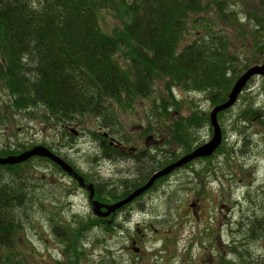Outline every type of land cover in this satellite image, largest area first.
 I'll use <instances>...</instances> for the list:
<instances>
[{
    "label": "rangeland",
    "instance_id": "374dc122",
    "mask_svg": "<svg viewBox=\"0 0 264 264\" xmlns=\"http://www.w3.org/2000/svg\"><path fill=\"white\" fill-rule=\"evenodd\" d=\"M102 1L97 10L100 30L111 35L122 26L121 17L114 4ZM111 1L123 8L140 0ZM219 1L217 5L202 0L204 11L188 20L180 48L202 38L223 47L234 58V71L229 74L235 83L264 61V0ZM244 88L236 104L218 120L220 152L160 178L107 218L95 216L88 193L48 160L33 157L15 169H1L2 180L17 184L27 195L16 212L20 224L13 249L16 257L23 264H233L238 262L237 253L246 259H263L264 124L242 117L251 109L264 122L262 77L253 78ZM208 97L206 92L171 88L167 78L157 76L145 97L121 104L108 101L111 122L88 114L63 120L43 107L16 108L13 95L0 80V152L17 155L44 146L99 187L96 200L112 204L145 183L147 178L141 181V177L155 162L163 164L171 154L178 160L211 139L209 115L215 106ZM198 113H205L208 123L197 118L195 123L202 125L189 130L192 150L185 153L170 142V125ZM104 130L110 141L115 138L137 154L125 156L128 163L114 155L104 158L99 147ZM139 156L142 163L131 161ZM81 227L85 233L77 254L65 253L67 241H73L77 231L80 235ZM56 230L69 236L60 238Z\"/></svg>",
    "mask_w": 264,
    "mask_h": 264
},
{
    "label": "trees",
    "instance_id": "16d2710c",
    "mask_svg": "<svg viewBox=\"0 0 264 264\" xmlns=\"http://www.w3.org/2000/svg\"><path fill=\"white\" fill-rule=\"evenodd\" d=\"M109 1L122 21L111 35L100 30L97 10L104 5L102 0H0V80L13 95L16 108L43 107L63 120L98 115L111 122L107 102L121 104L145 97L157 76L167 78L171 88L208 93L213 107L226 100L235 79L229 74V70L234 71V58L205 38L180 48L188 20L204 11L202 0H140L123 8ZM225 112L217 115L219 121ZM256 114L250 109L242 117L264 124ZM197 118L208 123V116L198 113L170 125V142L185 153L192 150L189 130L202 125L195 123ZM221 149L222 144L217 152ZM103 150L108 159L119 153L107 146ZM14 154L0 152V157ZM176 157L171 154L163 164L161 160L152 164L141 181ZM137 161L142 163L143 159L139 156ZM18 166L0 165V170ZM26 200L24 190L3 181L0 173V264H23L13 249L20 226L16 212ZM84 233L81 227L80 235L77 231L73 241L66 240L64 252L77 254ZM56 235L69 236L62 231ZM237 255L238 262L233 264H264V258Z\"/></svg>",
    "mask_w": 264,
    "mask_h": 264
},
{
    "label": "water",
    "instance_id": "95a60500",
    "mask_svg": "<svg viewBox=\"0 0 264 264\" xmlns=\"http://www.w3.org/2000/svg\"><path fill=\"white\" fill-rule=\"evenodd\" d=\"M256 77H264V61L261 65H256L246 70L232 86L226 100L223 103L215 106L211 110L209 115V122L212 127L213 135L208 142L197 147L195 150L183 156L182 158L176 160L175 162L154 172L142 186L135 189L124 199L114 204L102 205L98 203L96 200H94L95 193L92 184H85L83 178L80 175H78L71 166H69L64 160H62L59 156H57L56 154H54L44 146L38 145L17 155L0 157V165L14 166V165L22 164L33 157L45 158L50 162H52L53 164L57 165L68 176L72 177L81 188L88 191L89 193L88 199L90 205L92 206V212L95 216L100 218H107L111 214H114L115 211L129 204L134 199H136L137 197L141 196L144 192L149 190L153 186L155 181L158 180L159 178H162L170 174L175 169H178L195 159L207 158L210 157L213 153H215V151L218 149V147L222 142V133L217 119V115L221 112H224L232 108L236 104L239 95L242 93L243 88L247 85V83L250 80ZM112 142H114V140H112ZM102 209H105V211H102Z\"/></svg>",
    "mask_w": 264,
    "mask_h": 264
},
{
    "label": "flooded vegetation",
    "instance_id": "af4514ba",
    "mask_svg": "<svg viewBox=\"0 0 264 264\" xmlns=\"http://www.w3.org/2000/svg\"><path fill=\"white\" fill-rule=\"evenodd\" d=\"M107 128V127H106ZM74 133H76L75 131H74ZM100 134H101V136L104 138V139H102L99 143H100V145H99V147L102 149V156H103V154H104V150H103V148L105 147L104 145H105V141H107V146L108 147H110V148H114V149H116V150H119V153H118V155H120V156H116V158L117 157H119V159H117V160H120V161H123V162H129V159L127 158L128 156H130V155H136L137 153H135V151H134V149H129V150H127L124 146V143H122V142H119V141H117V140H115V138H113L114 140H115V142H112V141H110V137H111V135L109 134V132H107V131H101L100 132ZM111 139H112V137H111ZM131 151H134V153L133 154H128V153H130ZM125 156H127V157H125ZM104 157V156H103ZM111 157H114V156H110V158ZM125 157V158H124ZM137 161V159L135 158V159H132L131 161ZM83 178V177H82ZM77 185H78V183L73 179V178H71ZM71 180V181H72ZM83 180H84V183L85 184H92V183H88V182H86V180L83 178ZM92 186H93V188H94V193L96 192H99V187H97V189L95 188V186L92 184ZM96 189V190H95ZM83 190H85V189H83ZM87 193H88V191L87 190H85ZM96 193L94 194V200H96ZM88 197H89V193H88ZM122 200V199H121ZM88 201H89V199H88ZM98 203H100V204H102V205H111V204H105V203H102V202H99L98 200H96ZM120 201V200H119ZM118 202V201H117ZM90 203V202H89ZM116 203V202H115ZM112 204H114V203H112ZM91 206V205H90ZM91 208H92V206H91ZM121 209V208H120ZM119 209V210H120ZM102 211H105V209H102ZM116 213V212H115ZM114 213V214H115ZM114 214H112V215H114ZM111 216V215H110Z\"/></svg>",
    "mask_w": 264,
    "mask_h": 264
}]
</instances>
